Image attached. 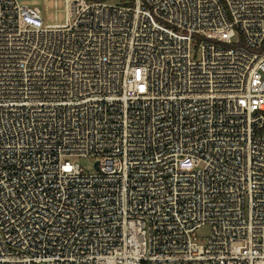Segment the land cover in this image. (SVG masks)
<instances>
[{
  "label": "built area",
  "instance_id": "2783aa9c",
  "mask_svg": "<svg viewBox=\"0 0 264 264\" xmlns=\"http://www.w3.org/2000/svg\"><path fill=\"white\" fill-rule=\"evenodd\" d=\"M66 9L0 0V264H264V0Z\"/></svg>",
  "mask_w": 264,
  "mask_h": 264
},
{
  "label": "rangeland",
  "instance_id": "374dc122",
  "mask_svg": "<svg viewBox=\"0 0 264 264\" xmlns=\"http://www.w3.org/2000/svg\"><path fill=\"white\" fill-rule=\"evenodd\" d=\"M21 4L36 6L41 10L44 25L64 24L67 20L66 0H19ZM110 3H119L122 0H103ZM74 163H78L85 172H94L93 159L90 157L78 156L73 159ZM209 226H204L198 230V240L205 243L210 235Z\"/></svg>",
  "mask_w": 264,
  "mask_h": 264
}]
</instances>
